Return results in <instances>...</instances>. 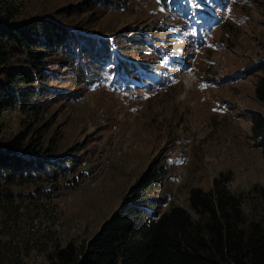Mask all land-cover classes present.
I'll return each instance as SVG.
<instances>
[{
	"label": "rangeland",
	"instance_id": "obj_1",
	"mask_svg": "<svg viewBox=\"0 0 264 264\" xmlns=\"http://www.w3.org/2000/svg\"><path fill=\"white\" fill-rule=\"evenodd\" d=\"M15 2L21 18L78 11L72 24L54 21L107 40L112 50L100 58V77L91 84L68 75L54 81L60 99L41 104L38 121L18 107L2 115L3 138L22 133L74 163L65 162L73 169L66 175L46 168L35 184L18 187L21 215L8 224L14 264H48L55 247L85 245L159 163L166 171L152 195L155 210L180 205L196 218L189 189L207 191L224 176L245 216L261 215L264 156L250 118L264 113L255 96L264 62V0H200L197 8L183 0L164 11L159 0ZM88 4L91 10L83 11ZM79 22L93 32L79 31L73 25ZM141 43L146 46L138 49ZM123 61L134 65L133 78L121 69ZM64 67L72 71L64 64L57 73Z\"/></svg>",
	"mask_w": 264,
	"mask_h": 264
},
{
	"label": "trees",
	"instance_id": "obj_2",
	"mask_svg": "<svg viewBox=\"0 0 264 264\" xmlns=\"http://www.w3.org/2000/svg\"><path fill=\"white\" fill-rule=\"evenodd\" d=\"M163 2L168 5L172 0ZM20 6L15 0H0V264H14L16 247L8 224L14 225L21 215L23 201L18 187L35 184L34 176L45 173L46 168L66 175L73 169L65 162L74 164L40 141L28 143L22 133L3 138L4 111L18 107L32 121H38L44 110L41 104L46 107L60 99L54 81L59 84L68 75L75 83L91 84L100 77L101 59L112 50L107 40L54 21L71 23L78 11L61 9V16L21 18ZM82 9L91 10V5ZM80 23L73 25L79 31L93 32ZM96 44L99 50H95ZM139 46L143 49L146 45ZM64 64L72 71L64 67L57 73ZM123 65L121 69L133 75L134 66L126 61ZM258 67L261 75L255 96L264 106V62ZM67 93L71 94L70 88ZM250 119L264 156V113ZM165 171L159 163L153 172H146L120 210L85 245L77 247L69 242L55 247L47 255L48 264H264V204L260 216L248 219L242 200L226 185L229 177L218 176L207 191L197 186L189 189V206L196 218L180 205L160 212L154 208L157 199L152 195L161 187Z\"/></svg>",
	"mask_w": 264,
	"mask_h": 264
}]
</instances>
